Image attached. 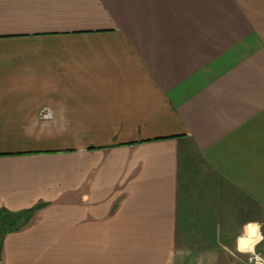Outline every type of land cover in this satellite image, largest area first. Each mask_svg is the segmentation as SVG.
<instances>
[{
	"label": "crops",
	"instance_id": "1",
	"mask_svg": "<svg viewBox=\"0 0 264 264\" xmlns=\"http://www.w3.org/2000/svg\"><path fill=\"white\" fill-rule=\"evenodd\" d=\"M260 242L264 0H0V264Z\"/></svg>",
	"mask_w": 264,
	"mask_h": 264
},
{
	"label": "built area",
	"instance_id": "2",
	"mask_svg": "<svg viewBox=\"0 0 264 264\" xmlns=\"http://www.w3.org/2000/svg\"><path fill=\"white\" fill-rule=\"evenodd\" d=\"M252 252V250L250 251ZM251 264H264V254L253 252L249 258Z\"/></svg>",
	"mask_w": 264,
	"mask_h": 264
},
{
	"label": "rangeland",
	"instance_id": "3",
	"mask_svg": "<svg viewBox=\"0 0 264 264\" xmlns=\"http://www.w3.org/2000/svg\"><path fill=\"white\" fill-rule=\"evenodd\" d=\"M261 243V242H260ZM262 245L264 244V243H261ZM261 244H259V245H261ZM262 245L260 246V248L258 249V250H255V249H251L252 250V252H247L248 254H247V258L245 259V258H243V261L244 262H246L247 261V263L248 264H251V262L249 261V258H250V256H251V254L253 253V252H255V253H260V254H262L261 252H262V250H261V248H262ZM247 250V249H246ZM241 260V259H240ZM246 263V264H247Z\"/></svg>",
	"mask_w": 264,
	"mask_h": 264
}]
</instances>
